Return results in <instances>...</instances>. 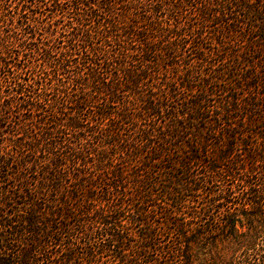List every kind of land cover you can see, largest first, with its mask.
I'll return each instance as SVG.
<instances>
[{
	"label": "trees",
	"instance_id": "16d2710c",
	"mask_svg": "<svg viewBox=\"0 0 264 264\" xmlns=\"http://www.w3.org/2000/svg\"><path fill=\"white\" fill-rule=\"evenodd\" d=\"M0 264H264V0H0Z\"/></svg>",
	"mask_w": 264,
	"mask_h": 264
}]
</instances>
